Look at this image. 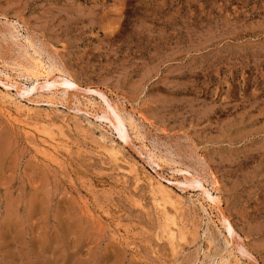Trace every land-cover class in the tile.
<instances>
[{
    "label": "rangeland",
    "instance_id": "rangeland-1",
    "mask_svg": "<svg viewBox=\"0 0 264 264\" xmlns=\"http://www.w3.org/2000/svg\"><path fill=\"white\" fill-rule=\"evenodd\" d=\"M33 58L79 93L20 96ZM0 70V264H264V0H0Z\"/></svg>",
    "mask_w": 264,
    "mask_h": 264
},
{
    "label": "bare ground",
    "instance_id": "bare-ground-1",
    "mask_svg": "<svg viewBox=\"0 0 264 264\" xmlns=\"http://www.w3.org/2000/svg\"><path fill=\"white\" fill-rule=\"evenodd\" d=\"M30 47V46H29ZM24 53V52H23ZM36 53H38V52H36ZM26 54V53H25ZM34 54V53H33ZM27 57V56H26ZM33 57V56H32ZM30 58H31V56H30ZM29 59V58H28ZM34 59V58H33ZM30 61V60H29ZM30 62H32V61H30ZM45 62V61H44ZM31 64V63H30ZM28 65V64H27ZM46 65H48V63L46 64ZM30 66V65H29ZM19 67H21V66H19ZM22 68V67H21ZM54 68H56L55 66H54ZM19 69V68H18ZM23 69V68H22ZM25 69V68H24ZM57 69V68H56ZM12 70V69H11ZM20 71V70H19ZM26 71V73H27V76L28 77H30L31 79L33 78L34 79V82L32 83V85L31 86H27V87H23V88H19V89H17L16 91H17V93L20 95V96H22V97H25V96H28V95H30V93L32 92H37L38 93V91H46V90H48V91H50V90H53V92L54 93H59V92H61L62 94H66L67 95V93H70V92H74V93H76L77 91H80L81 90V88L71 79V78H69L68 76H66V75H63V74H61V73H59V75H57V76H53V73H54V69H53V67H50V66H45V64H43V62L41 61V59H34L33 60V63L31 64V66H30V68H28V69H26L25 70ZM63 71V70H62ZM0 72H1V70H0ZM18 72V71H17ZM6 73V72H5ZM8 73V72H7ZM22 73V72H21ZM3 74V77H4V82H2V83H0V86H2L4 89H9V90H12V89H14V88H16V86L18 85V83H16L9 75H4V73H2ZM66 74V73H65ZM22 75H23V73H22ZM21 75V76H22ZM68 75V74H67ZM1 76V75H0ZM2 77V76H1ZM23 77V76H22ZM31 81V80H30ZM4 90H2V92H3ZM82 91H84V92H82L83 94L84 93H87V94H89L90 96H92V97H94V99L96 98V99H98L99 100V102L101 103V104H103L104 106H105V108H106V110L107 111H105V116H100V117H102V119L103 120H107L109 123H110V125H112L113 126V128H115L116 130H121L122 128H123V126H124V119L119 115V111L117 112V108L114 106V105H112V103H111V100H109L108 98H107V96H105V94L104 93H102L101 91H99V90H92V89H86V90H84V89H82ZM5 92V91H4ZM6 92H9V91H6ZM5 92V93H6ZM52 92V91H51ZM50 93V92H49ZM77 93H79V92H77ZM35 94V93H34ZM41 94V93H40ZM61 95V94H60ZM65 95V96H66ZM10 96V95H9ZM53 96V95H52ZM6 97H7V95H6ZM11 98V97H10ZM95 99V100H96ZM3 100V99H2ZM12 102V101H11ZM48 103V102H47ZM49 103H51V102H49ZM76 103H77V101H76ZM54 105V104H53ZM5 106V105H4ZM52 106V105H51ZM86 106V105H85ZM94 106V105H93ZM98 106V105H97ZM96 106V107H97ZM79 107V106H78ZM103 108V107H102ZM87 110V109H86ZM22 111V110H21ZM80 111V110H79ZM88 111V110H87ZM85 112V111H84ZM18 113V112H17ZM30 113V112H29ZM103 113H104V110H103ZM19 114V113H18ZM86 114V113H85ZM112 114V116H113V118H110L109 116ZM121 114V113H120ZM9 115V114H8ZM132 115V114H131ZM26 116H27V113H26ZM93 116V115H92ZM11 118V117H10ZM97 118V117H96ZM111 119H113V121H111ZM14 121V120H13ZM133 122V121H132ZM137 122V121H136ZM139 124V123H138ZM26 126V125H25ZM124 127H126V126H124ZM140 128V127H139ZM32 130H33V128H32ZM111 130V129H110ZM126 130V129H125ZM131 131V130H130ZM134 132V131H133ZM127 133V132H126ZM134 134V133H133ZM28 135V134H27ZM129 135V134H128ZM121 137V139L125 142V143H127L128 144V142H131V141H127V138L129 137H127L126 136V134H122V136H120ZM119 137V138H120ZM139 138V137H138ZM53 139V138H52ZM130 140H132L131 139V137H130ZM137 140V139H136ZM46 141H48V140H46ZM50 142V141H49ZM122 142V141H121ZM56 143V142H55ZM51 144V143H50ZM53 144V143H52ZM59 144V143H58ZM135 144V143H134ZM40 145V144H39ZM55 144H53V146H54ZM130 145H132V143L130 144ZM59 146V145H58ZM129 146V145H128ZM114 147V146H113ZM107 148H109V146L107 147ZM111 148H112V146H111ZM111 148H109V149H111ZM131 148V147H130ZM41 149V148H40ZM48 149V148H47ZM51 149V148H50ZM58 149V148H57ZM104 149V148H103ZM113 149V148H112ZM114 149H117L116 147L114 148ZM52 151H53V149H52ZM55 151H56V145H55ZM135 151V150H134ZM139 151V150H138ZM57 152V151H56ZM60 152V151H59ZM108 152V151H107ZM106 152V153H107ZM114 153H116V151H113ZM41 153H43V151L41 152ZM52 153V152H51ZM49 155H52V154H49ZM57 155V154H56ZM111 155V154H110ZM109 155V156H110ZM147 155H148V152H147ZM151 155H152V153H151ZM151 155H149L150 157V159L153 161V162H150V163H156V165L158 166V162L159 161H161V158H155L154 156H151ZM154 155V154H153ZM112 156V155H111ZM142 156V155H141ZM146 157V156H145ZM169 157H170V155H169ZM147 158V157H146ZM167 159V158H166ZM175 159V158H174ZM116 160V159H115ZM165 160V159H164ZM170 160H171V158H170ZM149 161V160H148ZM172 161V160H171ZM175 161V160H174ZM178 161V160H177ZM179 163V162H178ZM155 165V166H156ZM156 166V167H157ZM158 168H159V166H158ZM189 170H190V167H189ZM195 171V170H194ZM176 172H178V174H181V176H183L182 174H186V176H184V181H185V183L186 184H184V185H188V186H190V187H193V188H195V189H198L200 192H201V195H202V198L203 199H207L208 200V202H210L212 205H214L216 208H218V210H219V212H221L220 211V206H219V200H218V197H216V196H214L213 194H212V192H210L209 191V189H207L206 188V186L204 185V182H203V180L200 178V177H198V175H193V174H191V173H189V171H182V170H177ZM194 174H197V173H194ZM157 181V180H156ZM211 181H213L212 182V185H213V190L214 191H217L218 192V190H217V182H216V180H211ZM184 183V182H183ZM169 184V183H168ZM167 184V185H168ZM173 184V183H172ZM180 184V183H179ZM179 184H177V185H179ZM171 185V184H170ZM180 186H183V185H180ZM150 187V186H149ZM179 187V186H178ZM151 188V187H150ZM154 188V187H153ZM193 188H191V189H193ZM197 190V191H198ZM154 191H156L155 193H157V199H156V201L158 202V204L159 203H169V204H171V206L173 207V209H174V211H177L178 210V206L175 204V202L172 200V196L169 194V190H168V188L165 186V185H163L162 183H159V182H156V186H155V190ZM212 191V190H211ZM217 194V193H216ZM220 199V198H219ZM177 202V201H176ZM207 203V202H206ZM209 203V204H210ZM208 206V205H207ZM210 206V205H209ZM163 208H164V206H163ZM210 208H212V207H210ZM214 210V209H213ZM223 210V209H222ZM177 213V212H176ZM222 215H224V213L222 214ZM163 218H165V221H166V223H165V225H164V229H163V235H164V237L170 242V244H173L174 245V243H176V241L178 240V237H177V235H178V232L180 231L179 230V228H178V226H177V224L174 222V218H173V216L171 215V214H169L167 211H165L164 212V217ZM210 220V219H209ZM218 221V220H217ZM222 224H223V227L225 228V230H226V232H227V235L229 236V238L231 239V240H235V239H237V238H235V231H234V229H233V227H232V225H231V223L229 222V220L227 219V218H225L224 216H222ZM180 234H181V232H180ZM222 235V234H221ZM235 238V239H234ZM239 239V238H238ZM237 239V240H238ZM181 240V235H179V240L178 241H180ZM239 241V240H238ZM182 242V241H181ZM240 243V242H239ZM230 244H232L231 242H230ZM236 244V243H235ZM238 244V243H237ZM172 245V246H173ZM240 245V244H239ZM236 246V245H235ZM238 246V245H237ZM235 248V247H234ZM240 247H238V249H239ZM231 249V248H230ZM237 249V250H238ZM242 249V248H241ZM244 249V248H243ZM244 251V250H243ZM237 252V251H236ZM244 253V252H243ZM248 254V253H247ZM249 256H250V254H249ZM235 258H237V257H235ZM245 258V257H244ZM238 259V258H237ZM236 259V260H237ZM247 259V258H246ZM209 261V260H208ZM212 262V261H211ZM228 264V263H227ZM245 264V263H244Z\"/></svg>",
    "mask_w": 264,
    "mask_h": 264
}]
</instances>
